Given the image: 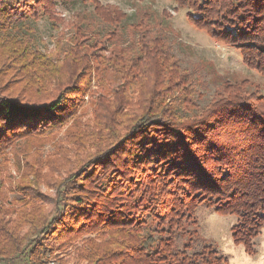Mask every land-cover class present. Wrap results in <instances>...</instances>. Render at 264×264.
Returning <instances> with one entry per match:
<instances>
[{
	"label": "trees",
	"instance_id": "1",
	"mask_svg": "<svg viewBox=\"0 0 264 264\" xmlns=\"http://www.w3.org/2000/svg\"><path fill=\"white\" fill-rule=\"evenodd\" d=\"M69 1L0 0V264H45L51 249L71 251L73 264H227L199 233L202 207L236 218L233 240L254 254L264 91L226 83L203 105L151 14L129 22L78 0L64 20L56 8ZM172 1L264 75V0ZM45 18L60 26L53 49L37 33ZM109 74L121 80L110 87Z\"/></svg>",
	"mask_w": 264,
	"mask_h": 264
},
{
	"label": "rangeland",
	"instance_id": "2",
	"mask_svg": "<svg viewBox=\"0 0 264 264\" xmlns=\"http://www.w3.org/2000/svg\"><path fill=\"white\" fill-rule=\"evenodd\" d=\"M103 6H112L117 11L126 15L129 22L138 12H148L151 14L152 23H160L165 30V35L170 42L171 54L180 61L181 67L193 73L194 84L190 82V89L193 96L201 94L202 103L207 104L214 100V94L226 83H237L246 81V90L251 92L260 88L264 91V75L252 68H248L242 63V59L237 50L222 42L210 38L205 29L194 26L187 18L186 9H178L172 0H97ZM91 3V2H90ZM81 4L78 0H70L67 5H57L56 12L64 20H69L73 12L81 10ZM55 29H60V26ZM48 19H43L37 24L38 35L43 39L48 49L54 48L55 36L58 31L55 30ZM120 41L109 44L105 54L108 56L112 50L116 54L122 50L126 44L127 38L124 36ZM124 43V44H123ZM39 48L42 49L40 45ZM115 54V56H116ZM117 67L121 66L119 58H114ZM123 65V64H122ZM104 79L109 84L110 76ZM108 80V81H107ZM118 80V81H119ZM121 83V81H119ZM243 88V86H242ZM107 87L105 91H107ZM111 92V91H110ZM109 94V93H107ZM107 94H105L107 96ZM190 95V96H191ZM111 94L108 95V98ZM89 99L86 98L85 102ZM87 103L84 107H86ZM83 112V123L90 121V126L94 124L95 107L87 105ZM64 139L63 132L59 133L57 140ZM45 153L52 150L51 145L45 146ZM42 192L54 196L53 191L42 187ZM197 221L199 233L205 241L212 243L217 247L220 253L228 260L227 264H264V227L260 234L253 241L254 254L249 255L245 248L236 244L233 240L231 228L236 224L237 219L230 216H220L212 213L205 207L198 209ZM71 251L53 250L45 258L44 263L53 261L56 264H73ZM9 264H33L28 257L22 256Z\"/></svg>",
	"mask_w": 264,
	"mask_h": 264
},
{
	"label": "built area",
	"instance_id": "3",
	"mask_svg": "<svg viewBox=\"0 0 264 264\" xmlns=\"http://www.w3.org/2000/svg\"><path fill=\"white\" fill-rule=\"evenodd\" d=\"M46 264H56V263L53 261H50V262H47Z\"/></svg>",
	"mask_w": 264,
	"mask_h": 264
}]
</instances>
